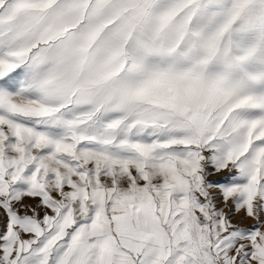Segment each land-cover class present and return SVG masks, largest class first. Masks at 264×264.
<instances>
[{
  "label": "snow or ice",
  "instance_id": "1",
  "mask_svg": "<svg viewBox=\"0 0 264 264\" xmlns=\"http://www.w3.org/2000/svg\"><path fill=\"white\" fill-rule=\"evenodd\" d=\"M0 264H264V0H0Z\"/></svg>",
  "mask_w": 264,
  "mask_h": 264
}]
</instances>
